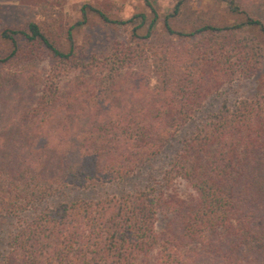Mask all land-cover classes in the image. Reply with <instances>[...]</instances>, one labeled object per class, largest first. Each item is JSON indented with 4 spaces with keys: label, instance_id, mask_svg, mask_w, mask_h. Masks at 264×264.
<instances>
[{
    "label": "trees",
    "instance_id": "1",
    "mask_svg": "<svg viewBox=\"0 0 264 264\" xmlns=\"http://www.w3.org/2000/svg\"><path fill=\"white\" fill-rule=\"evenodd\" d=\"M145 1L149 12L127 19L83 4L66 47L35 21L0 31L11 45L5 55L0 50V65L44 52L71 68L57 80L55 72L44 76L35 95L28 83L0 98V264H264V88L206 116L143 187L46 203L136 175L198 114L221 78L257 71L264 61V22L237 0H220L227 23L203 20L189 29L173 27L183 0L163 15ZM88 11L143 42L159 25L189 42L150 54L151 86L146 70H134L148 57L137 45L80 56L73 30ZM252 29L262 42L245 33ZM179 180L190 189L185 196L173 190ZM161 210L170 217L158 230Z\"/></svg>",
    "mask_w": 264,
    "mask_h": 264
},
{
    "label": "rangeland",
    "instance_id": "2",
    "mask_svg": "<svg viewBox=\"0 0 264 264\" xmlns=\"http://www.w3.org/2000/svg\"><path fill=\"white\" fill-rule=\"evenodd\" d=\"M176 1L150 0L161 15L170 12ZM237 2L246 14L264 22V0H237ZM83 4L102 10L111 18L119 19H127L134 13L149 12L150 10L145 0H0V31L4 28H25L28 22L35 21L45 35L56 44L66 47L67 28L81 19ZM86 10L90 9L87 8ZM181 10H183L181 16L173 21V27L175 28L189 29L191 25L198 24L203 20H218L221 24L222 22L227 23L229 19L231 20V17L227 14L225 3L220 0H183ZM245 33L262 42V36L257 30L252 29ZM73 39L80 56L84 60H87L93 54L105 53L109 49L112 50V47L119 45H137L138 49L148 57H144V62L136 63L134 70H146L145 72L151 78L149 79L151 86H154L157 81L154 71L156 67L153 64L154 61L149 60L150 54L157 55L154 52L167 45V47L172 45L183 46L189 42V39L184 40V38L168 36L162 31L161 25L158 26L154 38L143 42L133 37L125 26L104 23L92 11H88L87 22L73 30ZM198 40L200 42L202 38L197 37ZM19 43L21 44L22 41L19 40ZM36 46V44L33 45V52L39 55L43 49L38 45L40 51H37ZM10 49V43L7 40L0 39L2 54L5 55ZM42 54H44L42 57H36L34 54L30 55L29 58L18 56L0 65L1 100L11 99L15 94L14 92L28 83H30L28 91H32L35 95L40 91L44 76L55 72L57 80L59 77H66L71 71L68 64H62L49 58L44 52ZM152 59H154V55ZM227 79L228 77L220 79L216 89L200 105L201 108L198 114L190 122L183 125L162 153L150 164H146L136 175L118 183H106L88 189H70L67 190L64 197H55L49 199L46 203L55 204L77 197L119 194L125 190L130 191L135 187L146 185L152 180V175L156 177L159 175L160 168L166 163L172 152L179 148L180 141L190 134L206 116L213 114L224 105L231 106L239 99L255 95L264 88V61L257 71L251 72L249 67H246L243 71L238 69L233 80L227 81ZM24 80H26L25 84ZM64 80H67V78ZM8 102L6 101V103ZM173 190L183 196L190 192L187 184L180 180L177 181ZM169 217L170 214L167 211L161 210L159 212L158 230L165 228Z\"/></svg>",
    "mask_w": 264,
    "mask_h": 264
}]
</instances>
